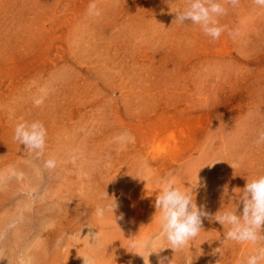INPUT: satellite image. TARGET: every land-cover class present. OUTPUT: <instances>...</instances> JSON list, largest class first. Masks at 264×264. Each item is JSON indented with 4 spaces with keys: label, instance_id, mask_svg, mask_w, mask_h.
Wrapping results in <instances>:
<instances>
[{
    "label": "rangeland",
    "instance_id": "obj_1",
    "mask_svg": "<svg viewBox=\"0 0 264 264\" xmlns=\"http://www.w3.org/2000/svg\"><path fill=\"white\" fill-rule=\"evenodd\" d=\"M91 2L0 0V264H243L254 247L221 244L214 216L264 175V8L225 4L213 40L174 21L188 0ZM21 121L47 129L42 155L14 140ZM165 178L208 213L176 254ZM113 198L116 222L97 215Z\"/></svg>",
    "mask_w": 264,
    "mask_h": 264
},
{
    "label": "clouds",
    "instance_id": "obj_2",
    "mask_svg": "<svg viewBox=\"0 0 264 264\" xmlns=\"http://www.w3.org/2000/svg\"><path fill=\"white\" fill-rule=\"evenodd\" d=\"M238 3L239 0H188L187 8L176 13L174 21L180 25L186 23L199 25L205 35L218 40L224 31V27L220 26L218 21V17L226 14L227 9L224 5L230 4L235 7ZM254 3L264 8V0H254ZM88 11L96 16L101 14L96 0L89 4ZM36 103L39 104L41 101ZM13 138L20 145H24L27 152L40 156L46 148L47 129L39 121H21L14 129ZM118 139L123 143H135V137L130 133H124ZM256 143L264 144V132L259 134ZM45 167L54 169L56 160L52 158L46 160ZM161 183L162 188L156 196L154 206L160 215L159 236L164 237L170 247L162 248L160 251L170 248L176 254L200 235L203 230L202 217H208V213L202 207H197L190 188L184 187L182 190L172 179L167 178ZM111 201L105 208H98L97 215L102 216L105 211H110L115 222L123 219L122 214L119 217L114 216L118 205L114 198ZM238 201L242 204V212L239 214L238 205H235L233 210H220L214 216V220L224 229L221 244L228 242L250 244L254 250L243 264H264V175L247 180L245 187L240 190ZM166 262L175 264L174 258L168 260L167 257H161L158 264ZM20 264H24L23 260ZM186 264H192L191 259H186ZM216 264H221V259Z\"/></svg>",
    "mask_w": 264,
    "mask_h": 264
}]
</instances>
